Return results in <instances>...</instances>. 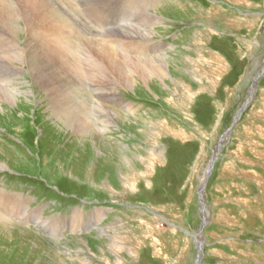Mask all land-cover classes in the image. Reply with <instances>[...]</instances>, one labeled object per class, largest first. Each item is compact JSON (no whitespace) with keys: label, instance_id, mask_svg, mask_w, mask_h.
<instances>
[{"label":"rangeland","instance_id":"obj_1","mask_svg":"<svg viewBox=\"0 0 264 264\" xmlns=\"http://www.w3.org/2000/svg\"><path fill=\"white\" fill-rule=\"evenodd\" d=\"M0 1V88L22 91L0 105V191L47 219L0 225L13 233L0 236V264H264V0ZM21 6L29 20L43 7L63 19L64 48L44 41L39 50L21 15L11 17ZM104 51L123 67L127 56H163L176 84L157 78L134 92L99 60ZM165 88L179 96L165 100ZM99 104L119 114L106 129ZM152 114L172 131L149 129ZM150 153L160 157L146 175ZM82 242L95 255L81 262Z\"/></svg>","mask_w":264,"mask_h":264},{"label":"bare ground","instance_id":"obj_2","mask_svg":"<svg viewBox=\"0 0 264 264\" xmlns=\"http://www.w3.org/2000/svg\"><path fill=\"white\" fill-rule=\"evenodd\" d=\"M20 1V0H19ZM1 2V1H0ZM16 2V1H15ZM31 2H35V1H30V0H28L25 4H27V3H30V4H33L34 5V3H31ZM13 4V3H12ZM11 4V5H12ZM16 4V3H15ZM43 4V3H42ZM10 5V4H9ZM39 5H41V2L39 3ZM54 5V4H53ZM13 6V5H12ZM36 6V5H35ZM16 7V6H15ZM46 7V6H45ZM56 7V6H55ZM17 8V7H16ZM30 8V7H29ZM44 8V7H43ZM42 8V10L43 11H41V16H37V17H35V18H32L31 17V19L29 20L28 19V17H29V15L31 16V12H33L32 11V9H30V10H25V8H22V6L21 7H19L18 8V10H11V12H12V18L13 17H16L17 15H21V19L23 20V24H24V26H25V28L27 29V31H28V33H30V37H31V39L33 40V39H41V40H37V42H35V41H33V43H35V45H36V47L39 49V50H42V51H44L43 49H44V47L43 46H45L44 44H45V42H48V43H50V44H52L53 46H58L60 49H63L64 47H63V41H62V39H60V36L59 35H61V34H57V33H59V30H60V28L64 25H61V26H59L60 24H58V23H60L61 21H59V20H63V19H58V20H55L54 18L52 19V11H51V13L49 12V11H44V9ZM36 9H41V8H36ZM55 9V8H54ZM57 9V8H56ZM55 9V10H56ZM0 10H2L3 12L5 11V9H3L2 7L0 8ZM58 10V9H57ZM59 11V10H58ZM43 13L45 14V15H47V16H43ZM2 14V13H1ZM9 16H10V14H8V13H6V14H4V17H5V19H4V21H5V23H9ZM50 16V17H49ZM60 18V17H59ZM64 18V17H63ZM30 21V23H28L27 24V21L28 20ZM2 20V19H1ZM69 21V20H68ZM67 21V22H68ZM11 22V21H10ZM22 22V21H21ZM63 22H65V21H63ZM62 22V23H63ZM16 23V21L14 22V24ZM61 23V24H62ZM29 24H31V26H29ZM7 26V25H6ZM68 26V25H67ZM75 26V25H74ZM11 27L12 28H14V27H17L18 29L20 28V26H18V25H11ZM69 27H72V26H69ZM75 28V27H74ZM150 28V27H149ZM1 29V28H0ZM10 29V28H9ZM1 30H3V29H1ZM11 30V29H10ZM75 30V29H74ZM132 30V29H131ZM135 30V29H134ZM133 30V31H134ZM72 31H73V29H72ZM139 31V30H138ZM17 32V31H16ZM72 33V32H71ZM84 33V32H83ZM152 32H149V33H147V34H145L146 36L148 35V37L149 36H151L152 34H151ZM18 34V33H17ZM68 34H70V33H68ZM140 34V33H139ZM142 34V33H141ZM4 35V34H3ZM71 35V34H70ZM123 35H124V33H123ZM132 35V34H131ZM81 36V35H80ZM134 36V35H133ZM139 36H141V35H139ZM145 36V37H146ZM2 37V36H1ZM72 37H74V36H72ZM142 37V36H141ZM140 37V38H141ZM144 37V36H143ZM144 37V38H145ZM4 38V37H3ZM64 38V37H63ZM90 38V37H89ZM127 38V37H126ZM6 39V38H5ZM24 39H26L25 37H24ZM78 39V38H77ZM11 40V39H10ZM31 40V41H32ZM65 40V39H64ZM127 40V39H126ZM43 41V42H42ZM45 41V42H44ZM151 41H152V39H151ZM8 42V41H7ZM10 42V41H9ZM17 42V41H16ZM22 42V41H21ZM65 42V41H64ZM69 42V41H68ZM133 42V41H132ZM135 42V41H134ZM4 43V42H3ZM2 43V44H3ZM15 43V42H14ZM67 43V42H66ZM94 43V42H93ZM130 43V42H129ZM142 43H143V41H142ZM145 43V42H144ZM147 43V42H146ZM148 43H149V41H148ZM198 43V42H197ZM203 43V42H202ZM91 44V43H90ZM103 44H104V42H103ZM108 44V43H107ZM5 45H8V44H6L5 43ZM140 45V44H139ZM145 45V44H144ZM25 46V45H24ZM78 46V45H77ZM94 46H95V44H94ZM104 46V45H103ZM109 46V45H108ZM7 47V46H6ZM12 47H13V45H12ZM71 47V46H70ZM96 47V46H95ZM110 47V46H109ZM108 47V48H109ZM11 48V47H10ZM14 48H16V47H13V49ZM19 48V47H18ZM24 48V47H23ZM48 48V47H47ZM75 48H77V47H75ZM88 48V47H87ZM86 48V49H87ZM91 48H92V46H91ZM94 48V47H93ZM92 48V49H93ZM50 49V48H49ZM97 49H100V47L99 48H97ZM159 49V48H158ZM8 50H9V48H8ZM53 50V49H52ZM106 50V49H105ZM6 51V50H5ZM10 51V50H9ZM54 51V50H53ZM70 51V50H69ZM44 52H46V51H44ZM49 52V51H48ZM111 52V51H110ZM147 52V51H146ZM200 52V51H199ZM8 53H10V52H8ZM14 54H12L13 56H14V58L15 59H17V60H19V61H22V63H23V56H22V54L20 53V52H18V51H16V52H13ZM68 53V52H67ZM79 53V52H78ZM86 53V52H85ZM98 53V52H97ZM121 53V52H120ZM198 53V52H197ZM201 53V52H200ZM25 54H27V53H25L24 52V55ZM49 54V53H48ZM114 54V53H113ZM113 54L111 55V53H106L105 51L104 52H100V55L99 54H97V56H100L99 57V60L101 59L102 61H104V62H107V61H109L108 62V64H109V66H108V70H109V72H110V74L114 77V79H115V81L116 82H119L120 84H124V85H129L131 88H133V90H134V92H135V89L136 90H138V85H139V83L140 82H143V83H145L146 85H156V79L158 78H161V79H163V78H166L167 79V81H168V83H170L171 85H175L176 84V80H177V78L176 77H174L173 76V73H172V70H171V66L169 65V64H167V63H165V61L163 60L164 59V57L162 56H159L158 57V55H157V57L156 56H150V58L149 57H145V59H146V61H143L142 62V60L141 59H136V58H131L130 56H127V58L125 59L126 60V62H127V66L126 67H123L122 66V64L121 63H119V62H117L116 60V56H113ZM118 54V53H117ZM214 54V53H213ZM115 55V54H114ZM120 55V54H119ZM202 55V54H201ZM9 57H10V55H8ZM12 56V57H13ZM8 57V58H9ZM186 57V56H185ZM220 57V56H219ZM26 58V57H25ZM23 59V60H22ZM86 59V58H85ZM187 61H191L192 60V58H190V57H186L185 58ZM184 59V60H185ZM191 59V60H190ZM208 59V58H207ZM89 60V59H88ZM92 60V59H91ZM202 60V59H201ZM210 60V59H209ZM11 61H13V60H11ZM33 61V60H32ZM87 61V60H86ZM137 61V62H136ZM202 61H204V60H202ZM213 61V60H212ZM211 61V62H212ZM9 62V61H8ZM37 62V61H36ZM191 62H194V61H191ZM2 63H4V62H2ZM1 63V64H2ZM47 63V62H46ZM65 63H66V61H65ZM86 63H89V62H86ZM195 63V62H194ZM200 63V62H199ZM204 63V62H203ZM48 64V63H47ZM51 64V63H50ZM98 64V63H97ZM101 64V63H100ZM10 65H12L11 63H10ZM39 65V64H38ZM76 65V64H75ZM74 65V66H75ZM89 65H90V63H89ZM92 65V64H91ZM94 65V64H93ZM195 65V64H194ZM3 66H5V65H3ZM19 66V65H18ZM97 66V65H96ZM220 65H218V67H219ZM6 67H8L9 69H11V68H13V69H16L17 70V68H14V67H11V66H9V64H6ZM16 67V66H15ZM27 67V66H26ZM52 67V66H51ZM201 67V66H200ZM79 68V67H78ZM193 68V67H192ZM216 69H217V67H215ZM220 68V67H219ZM218 68V69H219ZM1 69V68H0ZM59 69V68H58ZM57 69V70H58ZM72 69H73V67H72ZM71 69V70H72ZM202 69V68H201ZM215 69V70H216ZM217 69V70H218ZM24 70V69H23ZM55 70V69H54ZM107 70V71H108ZM195 70H196V68H195ZM198 70V69H197ZM216 70V71H217ZM2 71V70H1ZM29 71H30V69H29ZM104 71V70H103ZM192 71V70H191ZM210 71V70H209ZM3 72V71H2ZM6 73H7V71H6ZM106 73V72H105ZM43 74V73H42ZM47 74V73H46ZM220 74V73H219ZM27 75H28V73H27ZM70 75V74H69ZM109 75V74H108ZM207 75V74H206ZM212 75V74H211ZM221 75V74H220ZM14 76V75H13ZM23 76V75H22ZM72 76V75H71ZM152 76H154V77H156L155 79H152L151 77ZM200 76V75H199ZM202 76V75H201ZM9 77V76H8ZM73 77V76H72ZM138 77H140L141 79H139ZM194 77H195V75H194ZM75 78V77H74ZM79 78V77H78ZM109 78V77H108ZM201 78V77H200ZM218 79V78H217ZM2 80H4V78H2V79H0V81H2ZM12 80V79H11ZM17 80V79H16ZM21 80V79H20ZM96 80V79H95ZM98 80V79H97ZM104 80V79H103ZM111 80V79H110ZM33 81V80H32ZM46 81V80H45ZM102 81V80H101ZM113 81V80H112ZM179 81H181L182 82V78H180V77H178V84H179ZM71 82V81H70ZM70 82L68 83V84H70ZM78 82V81H77ZM200 82V81H199ZM7 83V82H6ZM105 83V82H104ZM103 83V84H104ZM110 83V82H109ZM113 83H114V81H113ZM211 83V82H210ZM3 84H5V82L3 83ZM24 84V83H23ZM63 84V83H62ZM79 84V83H78ZM14 85V84H13ZM77 85V84H76ZM86 85V84H85ZM115 85V84H114ZM141 85V84H140ZM185 85V84H184ZM184 85H182V86H184ZM16 86V85H15ZM64 86V85H63ZM79 86V85H78ZM111 86V85H110ZM58 87V86H57ZM80 87V86H79ZM151 87V86H150ZM74 88V87H73ZM94 88V87H93ZM118 88V87H117ZM11 89V88H10ZM13 89V88H12ZM100 90V89H99ZM111 90V89H110ZM28 91H29V89H28ZM63 91V90H62ZM25 92V91H24ZM114 92V91H113ZM164 92L166 93V95H165V100H167V101H173L174 99H173V96H174V94L176 93V96H179L178 95V93L176 92V91H174V89L173 88H171V89H164ZM168 92H169V94H168ZM19 93H22V91H20V90H17V88L16 87H14V89L13 90H9L7 87L5 88L4 87V85H3V88H0V105H1V103L2 102H7V103H11V102H13V101H15L16 100V96L19 94ZM76 93V92H75ZM75 93H74V96H75ZM105 93V94H104ZM104 95H107L108 97H111L112 99H115L116 98V95L115 94H113L112 92H109L108 90L107 91H104ZM28 94V93H27ZM182 94L183 95H185L186 97H189V98H192L191 97V95H189V94H191L190 92H187L185 89L183 90V92H182ZM25 95V94H24ZM65 95V94H64ZM102 95V94H101ZM101 95H99V96H101ZM103 95V96H104ZM23 96V95H22ZM63 96V95H62ZM69 96H71V95H69ZM181 96V95H180ZM27 97V96H26ZM105 97V96H104ZM28 98V97H27ZM63 98V97H62ZM66 98V97H65ZM23 99V98H22ZM79 99V98H78ZM99 99H101V98H99ZM163 99V100H164ZM20 100V99H19ZM26 101V100H25ZM97 101V100H96ZM104 101V100H103ZM30 104V103H29ZM57 104V103H56ZM95 104H97V103H95ZM123 104V103H122ZM129 104V103H128ZM5 105V104H4ZM12 105V104H11ZM26 105V104H25ZM55 105V104H54ZM83 105V104H82ZM87 105V104H86ZM32 106V105H31ZM85 106V105H84ZM97 106V105H96ZM127 107H129L130 108V105L128 106L127 105ZM183 107H185V106H183ZM80 108V107H79ZM98 108H99V111L100 112H103L104 113V115H106L107 117H106V119H108V122H105V121H103V125H104V129H106L107 128V125H110L111 124V119L113 118V117H115V118H119V114L117 113V112H115V114H113V110L112 109H109V108H106L103 104H99L98 105ZM126 108V107H125ZM4 109V108H3ZM51 109V108H50ZM96 109V108H95ZM55 110H56V108H55ZM91 110H93V108L91 109ZM128 111H129V109H127ZM130 111H133V110H130ZM3 112V111H2ZM51 112V111H50ZM99 112V113H100ZM156 112V111H155ZM166 112H168L167 110H166ZM166 112H165V114H166ZM53 113V112H52ZM97 113H98V110H97ZM157 113V112H156ZM161 113H162V111H161ZM83 114H85V113H83ZM83 114H81V115H83ZM88 114V111H86V115ZM130 114H131V112H130ZM63 115V114H62ZM73 115V114H72ZM74 115H75V113H74ZM81 115H79V116H81ZM92 114H89V116H91ZM94 115V114H93ZM78 116V115H77ZM109 116H112V117H109ZM148 116H150L151 117V119H152V122L150 123V124H148V127H149V129H155V130H158V128H161L162 126L165 128V132L167 131V133H170L171 131H172V128H170L168 125H167V120L165 119V118H162V117H160V118H156V117H153V114L152 115H148ZM74 117V116H73ZM83 117H85V116H83ZM101 117H102V115H101ZM104 117V116H103ZM134 117H137V116H134ZM139 117V116H138ZM60 118V117H59ZM56 119V118H55ZM75 119V118H74ZM97 119V118H96ZM103 119H105V117L103 118ZM122 119V118H121ZM136 121H135V124L136 125H138V122L139 121H137V118H134ZM95 120V119H94ZM99 120V119H98ZM80 122V121H79ZM140 123V122H139ZM70 124V123H69ZM101 124V123H100ZM77 125V124H76ZM91 125V124H90ZM116 126V125H115ZM133 126V128H134V126L135 125H132ZM100 127H101V125H100ZM130 127H131V125H130ZM102 128V127H101ZM113 128H115L114 126H113ZM117 128V127H116ZM178 128V127H177ZM93 129V128H92ZM94 131H96V130H94ZM160 131V130H159ZM158 131V132H159ZM86 133H87V131H86ZM98 133V132H97ZM154 133V132H153ZM175 133V132H174ZM89 134H90V132H89ZM148 134H149V132H148ZM176 134V133H175ZM262 134V133H261ZM115 135V134H114ZM183 135V134H182ZM100 136V135H99ZM172 140V139H171ZM143 141V140H142ZM156 141V140H155ZM94 142V141H93ZM153 144H154V142H152ZM94 144V143H93ZM152 144V145H153ZM161 145V144H160ZM153 148V147H152ZM157 148V147H156ZM166 148V147H165ZM146 149V148H145ZM153 150V149H152ZM161 150V149H160ZM150 151V150H149ZM146 152H147V150H146ZM121 153V152H120ZM157 153H158V151H157ZM161 153V152H160ZM154 154H155V152H154ZM150 155H151V153H150ZM134 156V155H133ZM151 157V159L149 158L148 159V157H146L145 159L147 160L146 161V171H144L145 172V174L147 175H149V174H152L153 172H154V165H153V163L154 162H152V161H156V160H158L159 159V157H158V155L156 154V155H151L150 156ZM124 158V157H123ZM122 158V159H123ZM139 160H142V157L141 156H138L137 157ZM127 159V158H126ZM1 160V159H0ZM124 160V159H123ZM144 160V159H143ZM145 161V160H144ZM163 161V160H162ZM143 162V161H142ZM158 162V161H157ZM7 164V163H6ZM125 164V163H124ZM132 164V163H131ZM158 164V163H157ZM133 167V166H132ZM0 168H6V166H5V163H3V162H1L0 161ZM89 167L87 166V170H89L88 169ZM133 169H135V168H133ZM144 169H145V167H144ZM210 169V168H209ZM138 171V170H137ZM137 171H136V173H137ZM121 172V171H120ZM125 173V172H124ZM206 173V172H205ZM135 174V173H134ZM248 174V173H247ZM136 175V174H135ZM256 175V174H255ZM254 175V176H255ZM139 176V175H138ZM142 176V175H141ZM199 176V175H198ZM83 177V176H82ZM259 177V176H258ZM131 178V177H130ZM249 179V178H248ZM84 182H86V184H88V179H86L85 177H83V179H82ZM120 180V179H119ZM124 180H126V179H124ZM106 181V180H105ZM128 181V180H127ZM130 181V180H129ZM135 181H136V179H135ZM102 182V181H101ZM104 182V181H103ZM103 182H102V185L103 186H105V187H107L108 189H110L111 191H113V186L112 185H107V184H103ZM202 182H203V180H202ZM261 182V181H260ZM105 183V182H104ZM108 183V182H107ZM121 183V182H120ZM123 183V186H124V188H126V187H130V189H134V187H133V184L132 183H128V182H122ZM101 184V183H100ZM147 184V183H146ZM89 185V184H88ZM92 185H94V180H93V182H92ZM122 185V184H121ZM260 185V184H259ZM91 186V185H90ZM147 186H148V184H147ZM202 186V185H201ZM126 190V189H125ZM4 192V191H3ZM115 192V191H114ZM122 192V191H121ZM130 192V191H129ZM128 192V193H129ZM108 193V192H107ZM15 194V193H14ZM14 194H6V193H2V191H0V225H3L4 227H6V226H8L7 224H8V222H10L11 221V219H14V218H18L19 217V219H21L20 221L23 223V224H26V223H29V222H32V220H35L34 222H36V223H38V224H42V225H45L44 223L45 222H47V219L46 220H42L40 217H39V214H38V211H37V209L35 208V209H33V210H28L27 209V206H26V203H25V201H21V203L19 202V198H18V196H16V195H14ZM114 194V193H113ZM115 195V194H114ZM119 195V194H118ZM121 195H122V193H121ZM201 196H202V194H201ZM241 200V199H240ZM201 201H202V204H204L203 203V198L201 199ZM239 201V200H238ZM245 201V200H244ZM20 204H19V203ZM7 204L6 206L4 205V204ZM17 207H19V210H18V215H16L15 214V209L17 208ZM87 211V210H86ZM59 215V214H58ZM117 220H118V218H116ZM8 220V221H7ZM158 220H160V219H158ZM234 220V219H233ZM116 221V220H115ZM117 224V223H116ZM123 224V223H122ZM170 224V223H169ZM93 225V224H92ZM149 225V224H148ZM157 225V224H156ZM159 225V224H158ZM157 225V226H158ZM11 226V225H10ZM48 226V225H47ZM92 227V226H91ZM119 227V225L117 226V228ZM93 228V227H92ZM152 228V227H151ZM155 229H156V227H155ZM39 230V229H38ZM45 230V229H44ZM13 231H17V235H22V236H24V237H27V236H25V234H24V232H26L25 230H17V229H14ZM99 231V230H98ZM110 231V230H109ZM116 231H118V230H116ZM115 231V232H116ZM12 232V231H11ZM5 233L4 231H3V233L2 232H0V236H2V237H5L6 239H9L10 238V236L11 235H13V233ZM23 232V233H22ZM100 232V231H99ZM103 232V231H102ZM52 234H53V236L54 237H57V236H59L60 235V233H59V231L57 230L56 232L52 229ZM118 234V233H117ZM155 234V233H154ZM158 234V233H157ZM105 235V234H104ZM120 235V234H119ZM118 235V236H119ZM125 235V234H124ZM123 236V235H122ZM123 238V237H122ZM12 239V238H11ZM125 239H127V238H125ZM150 239V238H149ZM11 242L13 241V240H10ZM114 241V240H113ZM109 242V241H108ZM118 242V241H117ZM134 242V241H133ZM83 243V245H82V247H80V248H77L76 249V252L78 253V255H79V259L81 260V262H82V260H84V261H87L88 260V258H87V256L89 257V255H95V254H93L94 252H93V249H92V246L88 243V242H82ZM111 243V242H110ZM103 244H107V242H103ZM111 245V244H110ZM125 245V244H124ZM126 247V246H125ZM112 248V247H111ZM131 248V247H130ZM129 249V248H128ZM131 250V249H130ZM135 251V250H134ZM182 251V250H181ZM101 252H102V250H101ZM126 252V251H125ZM130 252V251H129ZM131 253V252H130ZM218 253V252H217ZM70 254V253H69ZM132 254H134L133 252H132ZM113 255V254H112ZM115 255H116V257H117V259H119L120 261L122 260V258H121V256H119L118 254H116V252H115ZM135 255V254H134ZM221 255V254H220ZM103 256V255H102ZM114 256V255H113ZM222 257V256H221ZM102 260L103 259H105L104 257H102L101 258ZM107 259V258H106ZM256 260V259H255ZM114 261V260H113ZM116 262V261H115ZM117 262H119V261H117ZM122 262V261H121Z\"/></svg>","mask_w":264,"mask_h":264},{"label":"water","instance_id":"obj_3","mask_svg":"<svg viewBox=\"0 0 264 264\" xmlns=\"http://www.w3.org/2000/svg\"><path fill=\"white\" fill-rule=\"evenodd\" d=\"M215 153H216V152H215ZM214 157H215V156H213V159H214ZM209 168H210V166H209ZM209 168L206 170V175H207V173H208ZM203 186H204V180H203V182H202V186H201L200 190L198 191V196H199V200H200V201H201V190H203Z\"/></svg>","mask_w":264,"mask_h":264}]
</instances>
